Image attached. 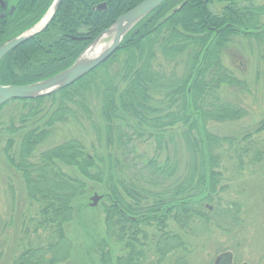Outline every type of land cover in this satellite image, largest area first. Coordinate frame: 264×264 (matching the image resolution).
Returning <instances> with one entry per match:
<instances>
[{
    "label": "trees",
    "instance_id": "obj_1",
    "mask_svg": "<svg viewBox=\"0 0 264 264\" xmlns=\"http://www.w3.org/2000/svg\"><path fill=\"white\" fill-rule=\"evenodd\" d=\"M142 1L62 0L44 31L1 61L0 85L26 86L63 72ZM254 1L168 0L138 23L107 61L74 84L42 98L11 101L23 104L19 125L0 123V137L18 135L19 145L14 149L9 138L2 152L20 175L26 198L37 205L34 231L48 235L46 244L22 250L14 264H59L70 257L65 229L92 192L87 182L107 202L102 208L109 236L128 234L133 244L139 226L155 229L160 233L156 247H165L158 251L161 256L178 238L168 229L170 223L182 232L195 218L207 224L219 215L209 207L219 192L218 152L227 139L211 134L206 125L238 121L246 114L238 102L222 97L223 88L246 90L245 82L224 67L222 54L237 37L263 45L264 0ZM52 2L14 0L15 14L6 24L0 22V44L38 23ZM101 4L106 9L99 11ZM179 64L183 69L177 75ZM67 123L93 133L91 152L77 139L38 152L55 127ZM263 130L264 122L256 133ZM178 135L187 155L184 172L168 154L161 159L177 145ZM148 140L155 143L153 156L136 158V146ZM103 247L104 241L96 254L105 263L109 251L105 254ZM127 247L128 263L138 262L133 246Z\"/></svg>",
    "mask_w": 264,
    "mask_h": 264
},
{
    "label": "rangeland",
    "instance_id": "obj_2",
    "mask_svg": "<svg viewBox=\"0 0 264 264\" xmlns=\"http://www.w3.org/2000/svg\"><path fill=\"white\" fill-rule=\"evenodd\" d=\"M254 2L258 5L263 0ZM222 62L226 69L246 84L245 91L223 88L222 97L238 102L246 114L238 121H212L206 125L208 132L227 139L218 152L221 156L216 169L220 173L219 192L213 196L216 197L209 207L211 210L216 207L219 215L207 224L195 218L189 229L182 232L170 223L168 229L178 238L167 244L173 248L172 251L161 256L158 251L165 247L161 244L159 249L156 247L160 233L155 229L139 226L146 237L141 233L134 235L133 244L128 242L131 238L128 234L125 237L117 234L109 236L102 208V204L107 202L102 200L97 207L92 209L87 206L84 209L93 194H102L96 185L87 182L89 191L93 193L86 194L83 208L65 229L70 243V257L59 264H118L120 258L124 259L123 264H130L131 249L127 245L133 246L134 257L139 256L138 262L133 259L131 264H215L216 258L225 253L232 254L233 264H264V157L255 158L257 152L264 156V130L256 133L264 122V43L258 47L254 40L234 38L222 54ZM182 69L181 65L178 66L177 75ZM22 107L21 103L9 102L0 113V123L5 127L12 121L14 126H18ZM9 138L15 141L14 149L19 145L18 135L0 137V264H14L22 250L46 244L48 238L46 232L34 231L37 205L26 198L20 175L8 165L2 152ZM73 139L83 144L87 152L90 143L95 141L88 129L85 131L72 123L60 124L39 146L38 152ZM174 139L177 145L165 150L161 159L168 154L170 161H177L179 172H184L186 151L181 136ZM154 151L155 143L148 140L136 146L134 156L140 158L145 154L152 157ZM63 171L75 174L67 167ZM223 206L226 212H222ZM103 241L106 245L103 251L105 254L109 251L105 255L108 260L105 263L100 262L99 254H96V248Z\"/></svg>",
    "mask_w": 264,
    "mask_h": 264
},
{
    "label": "water",
    "instance_id": "obj_3",
    "mask_svg": "<svg viewBox=\"0 0 264 264\" xmlns=\"http://www.w3.org/2000/svg\"><path fill=\"white\" fill-rule=\"evenodd\" d=\"M168 0H143L134 8L119 16L114 23L105 31L100 33L91 44L78 56L75 62L63 72L26 86H1L0 85V107L14 100H33L54 94L76 81L80 80L105 61H107L119 48L124 37L143 19L154 12L158 7ZM62 0H54L44 17L32 28L21 35L10 39L0 45V63L4 57L13 49L40 34L53 19ZM180 8V7H178ZM178 8L172 12L175 13ZM105 4L97 7V10H105ZM108 43L99 51L87 54L93 48L97 47L99 42ZM103 200L102 195L93 194L89 199V208H95ZM134 220V218H131ZM232 260L231 254H223L215 260V264H227Z\"/></svg>",
    "mask_w": 264,
    "mask_h": 264
},
{
    "label": "flooded vegetation",
    "instance_id": "obj_4",
    "mask_svg": "<svg viewBox=\"0 0 264 264\" xmlns=\"http://www.w3.org/2000/svg\"><path fill=\"white\" fill-rule=\"evenodd\" d=\"M16 12V6L14 0H0V22L6 24ZM233 264V260L230 263Z\"/></svg>",
    "mask_w": 264,
    "mask_h": 264
},
{
    "label": "bare ground",
    "instance_id": "obj_5",
    "mask_svg": "<svg viewBox=\"0 0 264 264\" xmlns=\"http://www.w3.org/2000/svg\"><path fill=\"white\" fill-rule=\"evenodd\" d=\"M108 43H106L105 41H100L99 44L97 45V47L93 48L90 52H88L87 54H92L96 51H99L100 48L102 49L103 47H105ZM99 49V50H98Z\"/></svg>",
    "mask_w": 264,
    "mask_h": 264
}]
</instances>
